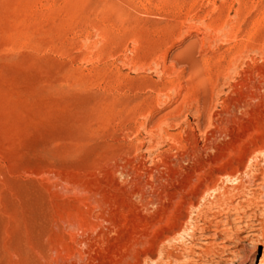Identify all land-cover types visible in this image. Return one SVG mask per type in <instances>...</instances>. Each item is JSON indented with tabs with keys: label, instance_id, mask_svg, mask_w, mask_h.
<instances>
[{
	"label": "rangeland",
	"instance_id": "obj_1",
	"mask_svg": "<svg viewBox=\"0 0 264 264\" xmlns=\"http://www.w3.org/2000/svg\"><path fill=\"white\" fill-rule=\"evenodd\" d=\"M0 264H264V0H0Z\"/></svg>",
	"mask_w": 264,
	"mask_h": 264
}]
</instances>
